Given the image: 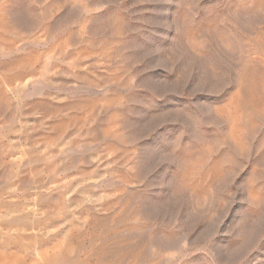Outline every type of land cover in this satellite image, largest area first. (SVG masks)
<instances>
[{
  "label": "rangeland",
  "instance_id": "obj_1",
  "mask_svg": "<svg viewBox=\"0 0 264 264\" xmlns=\"http://www.w3.org/2000/svg\"><path fill=\"white\" fill-rule=\"evenodd\" d=\"M0 264H264V0H0Z\"/></svg>",
  "mask_w": 264,
  "mask_h": 264
}]
</instances>
